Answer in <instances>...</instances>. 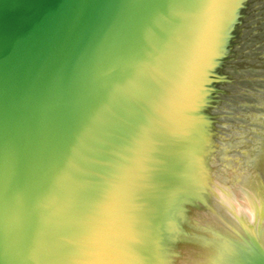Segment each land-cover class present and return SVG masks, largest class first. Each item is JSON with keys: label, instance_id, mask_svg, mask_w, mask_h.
<instances>
[{"label": "water", "instance_id": "95a60500", "mask_svg": "<svg viewBox=\"0 0 264 264\" xmlns=\"http://www.w3.org/2000/svg\"><path fill=\"white\" fill-rule=\"evenodd\" d=\"M0 264H264V0H0Z\"/></svg>", "mask_w": 264, "mask_h": 264}]
</instances>
